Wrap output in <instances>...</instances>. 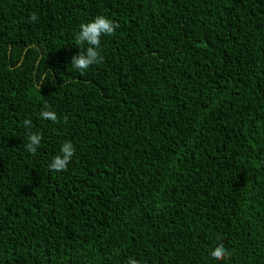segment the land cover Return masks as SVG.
<instances>
[{"label":"trees","instance_id":"16d2710c","mask_svg":"<svg viewBox=\"0 0 264 264\" xmlns=\"http://www.w3.org/2000/svg\"><path fill=\"white\" fill-rule=\"evenodd\" d=\"M130 258L264 264V0H0V264Z\"/></svg>","mask_w":264,"mask_h":264},{"label":"clouds","instance_id":"9594fccd","mask_svg":"<svg viewBox=\"0 0 264 264\" xmlns=\"http://www.w3.org/2000/svg\"><path fill=\"white\" fill-rule=\"evenodd\" d=\"M37 16L32 14L30 20L35 22ZM118 28V23L108 18L105 15H98L93 20L82 23L80 25V31L76 35V41L79 45L87 44V48H80V52L73 55L71 58V64L73 68L83 73L93 64H98L103 61V57L100 52L101 37L114 35ZM42 119H48L52 122H57V113L53 110H49L45 107L40 113ZM26 128H30L32 121L26 119L23 121ZM42 140V135L37 132H29L27 135V143L24 145L25 150L31 154H35ZM75 154V146L71 141H66L62 144L60 154L53 157L49 164V169L52 172H59L66 170ZM210 255L216 261H224L231 255L228 249L223 244L215 246ZM126 264H141V262L135 258H130Z\"/></svg>","mask_w":264,"mask_h":264}]
</instances>
